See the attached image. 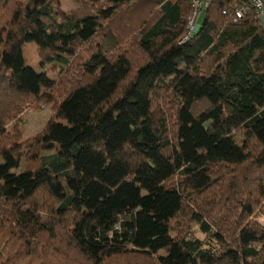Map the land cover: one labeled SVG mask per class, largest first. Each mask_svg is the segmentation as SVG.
Listing matches in <instances>:
<instances>
[{
  "label": "trees",
  "instance_id": "16d2710c",
  "mask_svg": "<svg viewBox=\"0 0 264 264\" xmlns=\"http://www.w3.org/2000/svg\"><path fill=\"white\" fill-rule=\"evenodd\" d=\"M77 1L64 15L57 0H0V135L19 100H41L56 119L37 143L58 147L24 170L19 138L0 150V264H264V225L243 215L264 201L255 11L233 21L224 10L244 0H213L182 42L187 0ZM33 41L58 77L27 64ZM192 193L235 240L208 213L190 216L205 238L173 235Z\"/></svg>",
  "mask_w": 264,
  "mask_h": 264
},
{
  "label": "rangeland",
  "instance_id": "374dc122",
  "mask_svg": "<svg viewBox=\"0 0 264 264\" xmlns=\"http://www.w3.org/2000/svg\"><path fill=\"white\" fill-rule=\"evenodd\" d=\"M60 4V10L65 15H69L70 13L77 11V9H81L80 6H78L77 0H57ZM207 11H204L199 16V23H203L205 17H206ZM118 21H122V25H124L126 22L131 23L129 17H126L125 15H122L118 18ZM136 22V21H134ZM104 25L106 27H109L110 25L107 24V21L104 22ZM189 26V24H188ZM187 30L185 33V36L189 34L191 40V36L197 31L193 30L191 32ZM188 40V41H189ZM186 41V42H188ZM89 48L91 51H93V47L91 44H89ZM23 53L24 57L26 59V62L28 65H31L37 70L42 71H48V75L52 78L58 77V72L53 71L52 69V63L48 62L45 64L42 63L40 54L38 52V46L36 43L28 42L23 47ZM135 62V61H134ZM33 100L28 98L27 100L21 99L19 100V104L16 105V109H13L12 111L8 112V120H7V128L6 131L8 132L7 135H0V150L1 148L4 149H11L12 142L19 138L20 142V169L24 170L26 168H31L38 166V159L44 155L52 153L54 150H56L58 147L54 145H48L49 150L43 151L41 146L37 143V137H41L42 133H44V130L47 126V123L50 121L56 119L55 112H54V106L53 104H47L44 101L33 103ZM22 105V106H20ZM38 137V138H39ZM3 146V147H2ZM48 146H45V148H48ZM52 148V149H51ZM19 156V155H18ZM32 159V160H31ZM31 160V161H30ZM4 159L0 155V163H3ZM64 195L66 193L64 192ZM186 205L188 207V216L187 220H185L184 217L180 218L181 223L178 224L177 227V219H174L175 225L172 227L174 230V236L180 235L185 233L191 226L190 230H194L195 233L193 235L195 237L205 238V235L200 233V227L199 223L194 221V218L190 221V216H192L193 213H199L197 215H205L206 213L210 214L211 219L213 220L215 224L216 230H218L221 234L223 232H226L225 238L227 240H235L236 235L232 232V228L229 224V222L225 218H219L215 217L214 212L217 209V203L215 202V199L211 198L210 195H198L196 193H192L188 196L186 200ZM264 201L259 203L257 205L256 211L253 214H250L247 216L246 212H243V215L248 221L253 222H259L262 225H264V210H263ZM238 210L240 207H237ZM178 228V229H177ZM264 228V227H263ZM132 257H128L127 260H131ZM115 261V260H114ZM122 260L118 261V264H121ZM135 263L136 264H147V262L144 259H137L135 257Z\"/></svg>",
  "mask_w": 264,
  "mask_h": 264
},
{
  "label": "built area",
  "instance_id": "2783aa9c",
  "mask_svg": "<svg viewBox=\"0 0 264 264\" xmlns=\"http://www.w3.org/2000/svg\"><path fill=\"white\" fill-rule=\"evenodd\" d=\"M191 13L189 16V26L188 31L191 32L193 30H199L200 25L197 23V18L204 11H207L211 6L213 0H187ZM247 9L254 10L259 20L264 24V0H244L242 5L237 6L233 11H226L224 13L232 12L230 17L233 21H237L240 18H243L247 12ZM196 31V32H197ZM190 39L189 34L184 35L182 38V42H186Z\"/></svg>",
  "mask_w": 264,
  "mask_h": 264
}]
</instances>
